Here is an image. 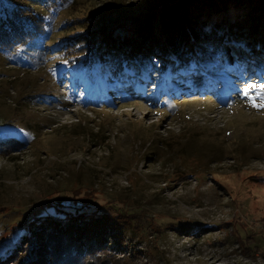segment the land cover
<instances>
[{"label":"rangeland","instance_id":"rangeland-1","mask_svg":"<svg viewBox=\"0 0 264 264\" xmlns=\"http://www.w3.org/2000/svg\"><path fill=\"white\" fill-rule=\"evenodd\" d=\"M154 1H28L49 23L0 49V252L36 206L73 197L117 212L131 264H264L262 47L193 39L198 69L128 51L118 79L81 53ZM216 1L206 26L243 16Z\"/></svg>","mask_w":264,"mask_h":264},{"label":"trees","instance_id":"trees-1","mask_svg":"<svg viewBox=\"0 0 264 264\" xmlns=\"http://www.w3.org/2000/svg\"><path fill=\"white\" fill-rule=\"evenodd\" d=\"M28 1L26 5L21 0H0V49L32 43L46 33L49 23L46 13L36 9L34 0L31 5L35 8L31 9ZM40 1L52 7L65 0ZM232 1L235 0H223L222 4ZM239 2L242 17L206 26L203 13L222 10L218 9L216 0H155L143 10L128 16L118 15L115 26L89 30L93 34L85 38L92 39L93 48L81 53L97 57L98 65L109 67L101 76L112 74L114 79L122 77L128 51L134 52L141 61L147 62L149 56L158 55L152 58H177L182 64L180 69H198L200 66L192 60L193 39L212 40L220 47L226 42L230 46L231 42L238 46L254 44L262 47L259 55L264 56V0ZM195 13L199 16L195 17ZM239 36L241 41L234 39ZM8 140L0 139V148ZM53 201L36 206L30 215L14 225L10 245L0 252V264H91L93 261L95 264L101 258L105 263L108 256L114 257L113 264H131L139 254L133 248L124 247V231L118 225L122 220L114 221L115 210L83 204L73 197ZM111 241L123 255L118 259L109 249Z\"/></svg>","mask_w":264,"mask_h":264},{"label":"snow or ice","instance_id":"snow-or-ice-1","mask_svg":"<svg viewBox=\"0 0 264 264\" xmlns=\"http://www.w3.org/2000/svg\"><path fill=\"white\" fill-rule=\"evenodd\" d=\"M264 87V85H262ZM244 95L247 96V89L244 90ZM257 107H264V105H256Z\"/></svg>","mask_w":264,"mask_h":264}]
</instances>
